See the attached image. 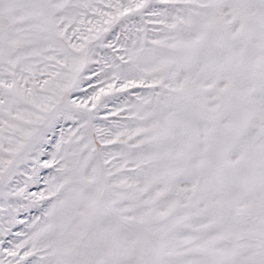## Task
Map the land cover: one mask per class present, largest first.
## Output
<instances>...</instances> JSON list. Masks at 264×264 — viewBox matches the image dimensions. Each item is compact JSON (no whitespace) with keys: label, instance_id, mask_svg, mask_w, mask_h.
Segmentation results:
<instances>
[{"label":"snow or ice","instance_id":"1","mask_svg":"<svg viewBox=\"0 0 264 264\" xmlns=\"http://www.w3.org/2000/svg\"><path fill=\"white\" fill-rule=\"evenodd\" d=\"M0 264H264V0H0Z\"/></svg>","mask_w":264,"mask_h":264}]
</instances>
